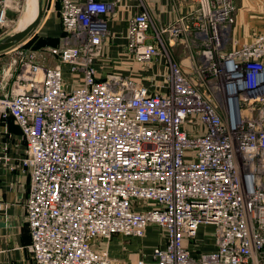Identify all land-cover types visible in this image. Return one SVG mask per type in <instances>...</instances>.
I'll return each mask as SVG.
<instances>
[{
  "label": "built area",
  "instance_id": "obj_1",
  "mask_svg": "<svg viewBox=\"0 0 264 264\" xmlns=\"http://www.w3.org/2000/svg\"><path fill=\"white\" fill-rule=\"evenodd\" d=\"M58 1L63 35L44 48L55 65L22 54L23 42L0 53L17 56L0 68V163L13 122L33 264H131L110 257V242L150 225L164 246L132 264H264V32L234 45L233 0H195L152 34L139 12L125 34L134 62L159 57L165 35L195 50L187 68L167 56L165 84L150 90L97 77L107 18L124 0ZM10 10L15 0H0V29ZM200 226L212 227L214 251L198 252Z\"/></svg>",
  "mask_w": 264,
  "mask_h": 264
},
{
  "label": "crops",
  "instance_id": "obj_2",
  "mask_svg": "<svg viewBox=\"0 0 264 264\" xmlns=\"http://www.w3.org/2000/svg\"><path fill=\"white\" fill-rule=\"evenodd\" d=\"M36 1L38 4V0ZM71 1L83 3L86 0ZM97 1L111 2L112 0ZM143 1L152 17L153 23H151L150 34H152L153 29L166 27L174 23L178 18L187 16L196 7L195 0ZM233 3L235 6V15L231 38L234 45L240 47L264 32V0H233ZM139 4V0H124L116 6L115 12L108 16L107 28L109 36L104 42V57L101 58L97 65V77L103 79L108 73H115L129 77L143 86L148 87L150 90H162L158 86H161L163 83L165 84L164 76L166 66L163 58L157 57L150 64L141 65L134 62L125 50L127 24L142 9ZM30 5L33 17L30 23H25L26 26L31 24L36 17L35 2L30 0ZM59 7L58 0H42V19L36 27L38 30L35 33L41 31L45 38L54 40L61 39L63 30L58 17ZM8 17L10 19L13 18V13L9 12ZM164 38L166 39L171 56L187 68L190 64V57L194 56L195 50L192 47H186L181 41L170 42L167 35ZM185 51L189 52V57L186 56ZM106 58L109 61V67H107ZM63 73L64 77L68 79L69 76L66 67H63ZM7 130L12 136V139L8 144L6 159L0 163V264H33L31 255L26 249L30 244V234L25 220L24 209L29 190V175L19 170L24 145L20 140V131L13 122H10ZM2 135V142H7L8 139L4 138L3 124L0 123V136L2 137ZM203 227L209 226H200V228ZM199 230L197 233V240L200 243L198 252L214 251L215 247L212 236L199 240ZM117 239L122 241L124 245L122 244L121 247L119 245L112 247L111 240L109 255L121 263L132 264L143 255L145 258L149 257L153 247L164 246L163 242L162 244L151 246L148 252L138 250V253L135 255L137 258H128L127 262H122L112 255L113 248L120 249L122 254H130V248L133 247L132 244H135L138 238ZM125 242L127 243L125 244ZM190 249L193 252L197 251L192 248Z\"/></svg>",
  "mask_w": 264,
  "mask_h": 264
},
{
  "label": "rangeland",
  "instance_id": "obj_3",
  "mask_svg": "<svg viewBox=\"0 0 264 264\" xmlns=\"http://www.w3.org/2000/svg\"><path fill=\"white\" fill-rule=\"evenodd\" d=\"M139 1H140L139 5L142 8V9H140V12H145L149 17L150 22L153 23L151 13L149 12L146 4L144 3L143 0H139ZM15 3L17 5V11L10 10V12L13 13L14 17L10 19L11 22H10L9 26L6 28L0 29V35H3V37L8 36V35H12L16 32H19V31H17L19 28H21L22 26H26L25 23H27V22L30 23V21L32 20L33 14H32V9H31V5H30V0H15ZM44 11H45V9H44ZM42 14H43V11H42ZM234 15H235V10H234ZM36 30H38V28H34V30H32L23 39V41H22L23 45L20 46L19 51H21L22 54H26L27 52L36 53V55H37V57L35 58L36 62L41 64V65H44V66L55 65L56 62L50 58V56L44 50V48L35 46V43L33 41V40H35V38H44L41 31H39L38 33H35ZM164 37L165 36H162V38H161L162 47H160V49H159V51H160L159 57H162L164 62H166L167 56L169 58H171L173 61L177 62L171 56L169 48H168L167 43H166V39ZM185 52H186L185 53L186 56L189 57L190 56L189 52H187V51H185ZM16 57L17 56L14 53H10V54L5 55V56H0V68L7 66ZM103 57H104V52H103L102 58ZM106 63H107V67H109V61L107 60V58H106ZM165 66H166V64H165ZM211 232H212V228H210V227L200 228L199 234H198V239L202 240V238L203 239L209 238L211 236ZM163 241H164L163 231L160 230L156 225H150L148 227V229L146 230L144 238L136 239L135 242L138 245L136 243L132 244L133 247L130 248L131 249L130 254H124V253L122 254L120 249L113 248L112 255L117 260H120L122 262H127L128 258H130V259L137 258V257H135V255H136V253H138V250H141L142 252H148V251H150L151 246H154L155 244H162ZM126 243L127 242H125V244ZM122 244H123V242L120 241L119 239H117V237H115L112 240V247H115L116 245H119V247H121Z\"/></svg>",
  "mask_w": 264,
  "mask_h": 264
},
{
  "label": "water",
  "instance_id": "obj_4",
  "mask_svg": "<svg viewBox=\"0 0 264 264\" xmlns=\"http://www.w3.org/2000/svg\"><path fill=\"white\" fill-rule=\"evenodd\" d=\"M37 15L35 20L29 24L26 28L23 30L16 32L12 35H8L0 39V53L10 49L11 47L19 44L23 41V39L32 31L34 28H36L42 18V0H38L37 4Z\"/></svg>",
  "mask_w": 264,
  "mask_h": 264
},
{
  "label": "trees",
  "instance_id": "obj_5",
  "mask_svg": "<svg viewBox=\"0 0 264 264\" xmlns=\"http://www.w3.org/2000/svg\"><path fill=\"white\" fill-rule=\"evenodd\" d=\"M33 41H34L36 47H42V48L56 47L60 43V39L54 40V39L45 38V37L44 38H35V40H33Z\"/></svg>",
  "mask_w": 264,
  "mask_h": 264
},
{
  "label": "bare ground",
  "instance_id": "obj_6",
  "mask_svg": "<svg viewBox=\"0 0 264 264\" xmlns=\"http://www.w3.org/2000/svg\"><path fill=\"white\" fill-rule=\"evenodd\" d=\"M33 2H35V8H36V11H35V14L37 15V1L36 0H33ZM35 15V16H36ZM36 18V17H35ZM19 21V20H18ZM18 23V22H17ZM28 26V25H27ZM27 26H22L21 28H19L17 31H20V30H23L24 28H26Z\"/></svg>",
  "mask_w": 264,
  "mask_h": 264
}]
</instances>
